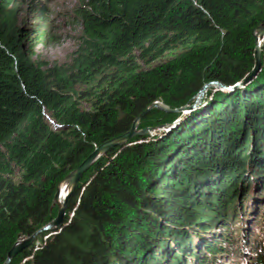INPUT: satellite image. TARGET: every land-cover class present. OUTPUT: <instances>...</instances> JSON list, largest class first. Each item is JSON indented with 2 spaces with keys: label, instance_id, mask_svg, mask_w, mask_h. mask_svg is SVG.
I'll list each match as a JSON object with an SVG mask.
<instances>
[{
  "label": "trees",
  "instance_id": "16d2710c",
  "mask_svg": "<svg viewBox=\"0 0 264 264\" xmlns=\"http://www.w3.org/2000/svg\"><path fill=\"white\" fill-rule=\"evenodd\" d=\"M25 3L28 23L18 21L17 0H0V264L54 219L61 180L146 106L160 100L177 109L207 82L243 80L255 64L254 29L264 25V0H78L76 48L46 64L31 56L57 42L53 4ZM260 56L246 84L210 87L184 113L144 114L137 130L172 125L100 155L70 197L62 228L38 234L9 264L245 258L247 236L233 225L251 206L264 223V45ZM253 183L262 199L252 197ZM250 245L247 263L264 264L261 240Z\"/></svg>",
  "mask_w": 264,
  "mask_h": 264
},
{
  "label": "water",
  "instance_id": "95a60500",
  "mask_svg": "<svg viewBox=\"0 0 264 264\" xmlns=\"http://www.w3.org/2000/svg\"><path fill=\"white\" fill-rule=\"evenodd\" d=\"M253 36H255L254 55H253L255 56V64H254L252 71L248 75H246V77L243 80L237 82L232 87L226 86L219 80L207 82L198 90L197 94L194 96L195 102L193 104L191 105L186 104L177 109L169 108L167 105L164 104L163 101H160V100L152 102L148 106H146L138 114V116L133 121V123L131 124L128 130L100 143V145L95 147V149L85 157V159L80 163V165L77 168L72 170L61 180V182L57 185V190L53 197L54 199L53 205L58 206V211L54 219L48 222L47 224L43 225V227L39 228L38 230L33 232L31 235L23 237L21 241H18L17 243H15V245H13L6 253V258L3 264H9L17 253L22 251L25 247L29 246L30 244L34 243L37 239L36 236L38 234L43 233V231H54V230H60L62 228L64 219H65L64 218L65 212L68 207V202H69L70 197L74 194L78 186V183L81 180V176L89 169V167L97 159H99L100 155H102L103 153H105L111 148L118 147L119 145H123L128 140H130L131 137L133 136H139V135H144V134H156L158 131L168 128L172 125V123H166V124H160L156 128L145 127L143 129L137 130L141 117L144 114H146L149 110L160 109V110L170 112V113H177V112L184 113L194 108L195 106H197V104H199L204 98V93L206 92V90L210 87H213L214 89L230 90L238 86H242L246 84L247 82L251 81L253 78H255L256 73L259 71L261 67L260 51H261L262 46L264 45V25L257 26L254 29ZM64 180H68L69 189L63 196L64 199H63L62 204H59V198H58L59 190H60L61 183Z\"/></svg>",
  "mask_w": 264,
  "mask_h": 264
},
{
  "label": "rangeland",
  "instance_id": "374dc122",
  "mask_svg": "<svg viewBox=\"0 0 264 264\" xmlns=\"http://www.w3.org/2000/svg\"><path fill=\"white\" fill-rule=\"evenodd\" d=\"M51 2L54 9L53 17L55 18V22L57 25V27L55 28L57 42H53L52 44L48 45L39 44L35 48L34 53L31 56L32 60L38 62L40 60L45 62L46 64H54L65 61L68 58L70 52H72L76 48L75 38L77 36V33L80 31V26L73 21L72 17L74 7L78 3V0H51ZM17 4L19 6L18 21H25L28 23L27 19L29 18V15H25L27 3H25V0H17ZM181 50V47L177 46L175 49L165 52L162 56L158 57L156 61L150 63L149 66L156 65L157 63L168 60L170 59V57L174 56ZM142 65L145 66L143 63ZM250 187L252 188H249L251 194H253L252 197H254L255 199H262V196L259 193L261 192V190L257 187V183H253ZM250 203L251 201H249V204ZM260 207L261 208H259V212L260 210L261 212H264V203H262ZM254 212V206H251V211L249 212L250 214H246L244 216L243 213H241L240 221L233 225L238 229L240 227L238 232L239 237L245 234L247 236V239H245V244L243 246L246 256L245 258H240L239 260H237L238 262H236L235 264H248L247 262L250 261V256L252 254L250 253L251 239L257 241L261 240L262 245H264V223L261 224L259 220V223L254 221ZM223 262L226 264H230V261L226 259H224Z\"/></svg>",
  "mask_w": 264,
  "mask_h": 264
},
{
  "label": "bare ground",
  "instance_id": "6f19581e",
  "mask_svg": "<svg viewBox=\"0 0 264 264\" xmlns=\"http://www.w3.org/2000/svg\"><path fill=\"white\" fill-rule=\"evenodd\" d=\"M69 189V184H68V180H64L62 183H61V186H60V190H59V204H62L63 202V196L65 195V193L68 191Z\"/></svg>",
  "mask_w": 264,
  "mask_h": 264
}]
</instances>
